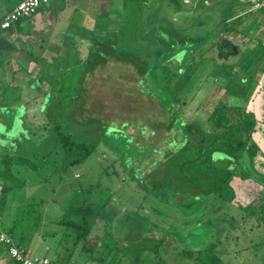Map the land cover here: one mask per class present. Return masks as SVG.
Returning a JSON list of instances; mask_svg holds the SVG:
<instances>
[{
	"label": "rangeland",
	"instance_id": "1",
	"mask_svg": "<svg viewBox=\"0 0 264 264\" xmlns=\"http://www.w3.org/2000/svg\"><path fill=\"white\" fill-rule=\"evenodd\" d=\"M129 1L137 4L138 0ZM162 3L163 8L169 9L166 4L169 0ZM204 22L203 19L202 26L193 23L197 25L195 32L201 36L207 27ZM101 26L100 22L98 27ZM167 29L155 32V43L147 39L145 45L135 44L141 38H132L130 44L123 46V40L116 39L118 46L109 49L110 55L104 51L105 57L101 46L91 48L92 53L81 64L66 63L59 70L54 63L48 73L56 78L47 76L45 81L38 78L34 84L32 77L21 71L19 63L9 86L0 81V92L6 90L4 94L12 97L14 104L23 106L18 114L13 113L17 114L15 117L5 118L8 121L5 129L0 126V184L4 185L0 207L4 216L14 221L13 238L18 230L25 236L38 233L47 248L45 256L52 260L67 258V264H160L165 260L168 264H185L196 249L208 247L223 264H264L262 167L258 169L240 157L239 166L248 178L234 183L237 185L230 202L204 196L194 208L181 210L154 196L137 181L151 179L140 174L149 171L147 165L151 160L147 154L152 146L159 147L162 136L139 134L134 126L124 123L119 126L140 143H149L143 146L138 160L128 154L134 146L129 137L125 141L130 145H120L116 142L118 134L110 133L114 129L106 127L111 125L110 121L115 125L121 121L147 124L146 129L156 126V134L161 135L167 127L163 111L166 107L170 109L167 115L174 121L178 116L185 121L196 117L205 120L214 104L207 95L210 77L214 75L221 82L223 71L209 69L211 51L200 54L202 62L176 100L165 83H174L182 72L180 69L193 58L189 46L175 44ZM103 33H98L99 40L107 44ZM121 35L109 29L107 38L114 41ZM179 58L185 64L178 63ZM37 63L42 64L40 60ZM145 63L149 69L142 73L140 90L137 80ZM49 84L63 85V92L70 89L65 84L78 86L77 107L80 110L81 106H88L89 113L74 111L73 120L93 122V112H97L98 120L107 123L105 129L100 128L105 132L98 134L100 140L95 149L85 159L64 167L52 126L58 116L38 111ZM61 121L70 124L75 135L78 128L94 132L89 139L100 130L90 123L79 125L68 118ZM6 156L10 157L8 163ZM131 162L136 165L130 168ZM253 199L258 203H252ZM83 211L87 218L91 214L92 224L86 238L76 239L74 227L64 221L80 222Z\"/></svg>",
	"mask_w": 264,
	"mask_h": 264
},
{
	"label": "crops",
	"instance_id": "2",
	"mask_svg": "<svg viewBox=\"0 0 264 264\" xmlns=\"http://www.w3.org/2000/svg\"><path fill=\"white\" fill-rule=\"evenodd\" d=\"M18 1L0 0V16ZM166 4L169 9L163 8L162 0H138L137 4L129 0H47L29 17L0 31V81L9 86L20 64L21 71L38 66L49 72L54 63L60 70L66 63L85 62L91 48L102 46L101 54L105 51L110 55L109 49L118 46L116 39L123 40V46L130 44L132 38L142 39L135 44L145 45L147 39L155 43V32L168 28L175 44L189 46L196 67L202 62L200 54L211 51L208 68L223 71L224 75L221 82L214 75L210 77L207 95L213 102L223 100L253 114L251 138L258 152L252 161L264 171V7L251 9L248 0H210L207 4L202 0H169ZM203 19L207 27L201 36L193 23L202 26ZM109 29L122 35L114 41L108 39ZM100 32H104L102 37L108 40L107 44L99 40ZM177 61L184 63L182 58ZM27 75L35 84L43 74ZM5 91L0 92V101ZM9 102L7 112L17 105L12 97ZM4 115L7 114L0 110V120ZM3 188L0 184V192ZM252 203L258 201L253 199ZM0 229L31 256H45L47 248L38 233L25 236L18 230L13 238L14 221L4 216L2 207ZM50 260L60 263L58 257ZM0 264L17 263L0 247Z\"/></svg>",
	"mask_w": 264,
	"mask_h": 264
},
{
	"label": "trees",
	"instance_id": "3",
	"mask_svg": "<svg viewBox=\"0 0 264 264\" xmlns=\"http://www.w3.org/2000/svg\"><path fill=\"white\" fill-rule=\"evenodd\" d=\"M153 42V41H152ZM154 53V52H153ZM133 55L132 53H128ZM105 57L106 55L103 54ZM102 58V55L101 57ZM133 60L137 61V57L133 56ZM140 61V60H139ZM142 63V60L140 61ZM149 61L147 62L148 65ZM196 63L191 61L186 64L184 69H180L182 72L177 75L175 82L172 84H166L168 86V92L178 100V94L187 83L189 77L192 75ZM38 71H33L37 70ZM149 66L142 68L141 78L137 80V85L141 90L140 80L142 79L143 72L146 73ZM26 74L37 75L42 73V80L45 81L47 76L53 77L52 74L43 73L40 67H31L25 69ZM167 82V80H165ZM73 85L65 84L70 86L69 91H62L63 85L49 84V89L44 93L42 104L39 108L43 110L46 115H53L54 118L58 116V120H54L52 126L56 131L58 143L62 152L63 167L79 162L85 159L96 147L100 138L98 134L103 135L101 129L106 127L114 129L110 133L118 134L116 142L120 145H130L126 142V137H129L130 141L134 143L132 149L128 154H131L135 159L140 160V152L143 146L149 145L148 142L140 143L135 139V136L124 132L119 129L124 123V126H134L139 134L145 133L150 137L162 136L159 141V147L150 148L149 159L151 160L147 166H149L148 172H142L141 176H150V180L137 181L146 185L145 187L154 194V196L167 201L172 206L178 207L181 210L188 211L198 205L204 196H212L218 198L220 202H230L233 194L234 183H238L244 178H248V175L243 172L239 166L240 157H245L248 164L253 163L252 159L257 154L258 149L251 138L253 132L255 119L251 112L243 111L241 108L234 105H229L223 100H217L214 102L211 110L207 114L205 120L200 118H191L185 121L180 116L177 117V121L172 120L167 115L169 108L163 109L165 111L167 119V127L163 130V133L156 134V126L146 129L147 124H134L132 122L121 121L119 125H115L114 121H110L111 125H107L101 120H98V113L93 112V122L76 121L71 118V114L74 111L79 110L77 107V87ZM5 95V94H4ZM60 95V96H59ZM63 96V98H62ZM9 98L5 95L0 101V110L7 115H4L0 120V126L5 129L8 126V121L5 118L12 119L15 117L22 107L19 105L14 106V110L6 109L10 105ZM13 99V98H12ZM174 99V100H175ZM88 107V106H87ZM86 106H81L80 110L89 113V109ZM79 110V111H80ZM6 111V112H5ZM17 113V114H13ZM14 115V116H13ZM64 117V119H63ZM68 118L71 122L76 124L84 125V123L92 124L94 127H98L100 130L96 137L88 138L91 133H94L88 129H79L75 135L70 130L71 125L63 124L61 119L66 121ZM60 120V121H59ZM65 125V127L63 126ZM105 125H107L105 127ZM143 127V128H142ZM66 128L67 130H63ZM123 133H122V132ZM125 137V138H124ZM127 148V147H126ZM126 152V151H125ZM9 158V159H8ZM7 163L10 162V157H7ZM124 165V164H123ZM136 164L131 162L130 168ZM125 169V168H123ZM125 172V171H124ZM122 173L124 178L125 173ZM143 173V174H142ZM218 203V205L220 204ZM38 204V203H35ZM190 208V209H189ZM87 210L86 212H88ZM80 215V222L74 219H67L64 223L74 227V236L78 238H86L90 231L92 224L91 214ZM92 217V218H91ZM107 218V217H106ZM64 218H61L63 221ZM120 225V224H119ZM169 232V231H168ZM172 233V232H171ZM185 249V248H184ZM69 256V255H68ZM67 256V257H68ZM69 258V257H68ZM60 263L67 264V258H59ZM167 259V258H166ZM168 264L166 260L164 263ZM185 264H223L216 253L211 247L207 249H196L192 258L188 263Z\"/></svg>",
	"mask_w": 264,
	"mask_h": 264
},
{
	"label": "built area",
	"instance_id": "4",
	"mask_svg": "<svg viewBox=\"0 0 264 264\" xmlns=\"http://www.w3.org/2000/svg\"><path fill=\"white\" fill-rule=\"evenodd\" d=\"M210 0H202L203 4H207ZM251 9L264 7V0H248ZM47 0H20L9 11L0 16V31L6 30L13 23L21 18L32 15L36 9ZM0 247L5 251L7 256L14 260L17 264H57L45 256H31L27 251L15 244L10 234L0 229Z\"/></svg>",
	"mask_w": 264,
	"mask_h": 264
}]
</instances>
